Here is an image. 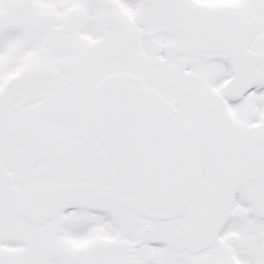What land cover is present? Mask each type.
I'll list each match as a JSON object with an SVG mask.
<instances>
[{
	"label": "snow or ice",
	"instance_id": "obj_1",
	"mask_svg": "<svg viewBox=\"0 0 264 264\" xmlns=\"http://www.w3.org/2000/svg\"><path fill=\"white\" fill-rule=\"evenodd\" d=\"M0 264H264V0H0Z\"/></svg>",
	"mask_w": 264,
	"mask_h": 264
}]
</instances>
